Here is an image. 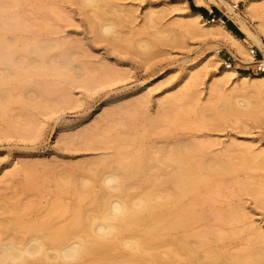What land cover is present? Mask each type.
Returning a JSON list of instances; mask_svg holds the SVG:
<instances>
[{
    "label": "rangeland",
    "instance_id": "1",
    "mask_svg": "<svg viewBox=\"0 0 264 264\" xmlns=\"http://www.w3.org/2000/svg\"><path fill=\"white\" fill-rule=\"evenodd\" d=\"M226 1L233 8L238 6L235 10L252 31L256 32L260 24L263 26L264 0ZM250 1L263 10H258L262 21L258 20L260 16L252 19L246 12ZM108 3H111L112 13L101 16L98 9L83 7L76 0H0V32L10 46L8 56L23 62V67L25 63L33 64L31 72L20 79V83L13 85L8 80L12 77L11 81H15L16 75L6 62L0 60V78L4 76L8 79L5 78L0 84V101L5 93L13 96L10 105L0 110V215L6 204H17L20 206L19 215L24 221L37 223L46 218L55 200L54 193L67 184L65 178H61L65 175L63 170L74 165L83 167L86 163L98 165L101 161L115 160L118 153L117 145L112 142L115 138L128 141L127 146L126 143L121 146L122 150L127 151H133L141 144L143 149L162 148L168 144L172 146L178 140L209 143V146L191 155L192 162L230 157L233 166L237 165V171L235 168L233 174L225 178H213L201 183L196 193L181 199L180 208L193 211L196 218L179 235L189 237L190 246L196 255L216 251L225 257L241 251H264V240L259 236L264 233V170L250 168L246 164L242 166L237 159L244 156V145L254 148V153L264 150V125L261 123L264 121V102L258 105L254 115L249 114L250 109L239 105L238 110L229 108L226 115L212 116V123L207 121L208 115L216 113L218 109L215 108L233 95L240 93V97L237 95L233 99L240 101L246 97L249 100L256 98L258 102L264 97L259 95L258 99L257 83L239 87V90L235 88L236 91L220 85V90L224 88L221 92L223 95H210L214 79H225L219 74L227 68V64H231L240 74L263 73L257 71L253 57L252 62L238 61L233 51L218 42L220 40L214 35H203L200 30L190 34L184 27L181 28V24L189 21L194 24V20L189 18L192 13H197L192 6L205 8L210 15L216 8L221 16L217 20L226 19L225 25L228 27L227 23H230L248 49L258 53V61L264 60L263 53L248 38L238 17L221 2L210 8L196 5L194 0H187L186 3L184 0H109ZM150 10L162 11L164 15L160 24L149 25V28L144 19ZM213 18L205 19L212 21ZM8 20H12L13 26L20 23L21 28L3 29ZM108 22L118 24L117 32L111 36L101 35V26ZM172 36L174 41H171ZM36 42L52 46L47 57L49 65L58 69L56 72L42 74L34 67L37 65L33 63L34 60L23 56L24 46ZM139 44H150L153 46L150 49L152 51L147 52ZM66 54L72 56L74 68L71 70L65 67L59 69V61ZM81 63L85 64V69H82ZM104 64L107 73L98 70ZM194 67L198 68V72L201 71L196 90L199 91V97L197 94L196 100L185 102L180 116L176 117L173 109L167 108L163 116L158 118V101L166 94L175 95L182 91L187 73ZM44 89L47 93L42 95ZM261 89L264 91V87ZM147 94L149 103L141 107L137 114L127 118L129 110L134 109V98ZM255 102L254 107L257 106ZM104 105H108L110 111L100 118V128L93 126L92 129L94 122L91 121ZM3 107L0 105L1 109ZM118 110L119 115H116ZM108 114L115 116L114 119L108 118ZM152 124L154 128L150 127ZM105 139L107 143H103ZM234 142L243 145V148L228 149ZM39 162L47 163L51 169L45 171L43 166L42 169L39 167V172H35L31 181L26 180L23 172L18 174L17 169L20 170V167H30L33 163L38 165ZM112 165L102 170L111 171ZM88 166L84 167L87 169ZM90 174L88 171H77L70 181H88L87 176ZM143 183H136L131 190L135 194L130 192L134 200L151 190L148 188L150 183ZM197 193H200L199 198ZM91 200L90 196L83 200V210L92 212L94 206ZM61 201L67 207H72L74 196L64 191ZM29 202L33 203V208L21 210ZM99 214L97 212L96 216ZM218 214H228L231 220H220ZM66 221V215H56L50 219L51 226H60ZM9 233L26 236L24 231L18 233L11 230ZM212 235L224 239L204 245L200 243L199 236L209 238ZM168 247L160 250L166 251ZM118 254L115 252L113 259L136 258V264H152L148 255L142 256L140 252L128 248ZM184 259L183 255L181 263ZM82 264L89 262L84 261Z\"/></svg>",
    "mask_w": 264,
    "mask_h": 264
},
{
    "label": "bare ground",
    "instance_id": "2",
    "mask_svg": "<svg viewBox=\"0 0 264 264\" xmlns=\"http://www.w3.org/2000/svg\"><path fill=\"white\" fill-rule=\"evenodd\" d=\"M76 1H78L83 7L98 9L101 16L112 13V6H110L111 3H108L109 0ZM186 2L187 0H184V3ZM219 2L225 4L228 10L238 17L239 22L244 26L248 38L264 56V24L263 26L260 24L258 26L260 28L254 32L247 26L245 20L239 16V13L235 10L236 8L230 6L226 0H194L196 5L204 6L206 8H210L212 5ZM257 6L259 5H256L254 1H250L246 12L252 16V19L260 16V19L258 20L262 21V15L258 12V10L260 11L262 9ZM163 15L162 11L150 10L144 19L146 20V26H157L160 24ZM189 18L194 20V24L190 23V21L189 23L185 22L184 24H181V28L184 27L186 29L185 31L193 34L197 30H200L203 35H214L220 40L218 42L233 51L235 58L238 61L252 62L253 56L251 50L248 49V46L235 32L225 25L224 20L214 19L208 21L200 13H192ZM11 21L12 20L6 21L2 28L5 30L21 28L20 23L13 26ZM117 25L116 22H108L104 24L100 28V34L104 36L115 34L117 32ZM198 26L202 27L200 28ZM171 41H174L173 36ZM11 43H13V41ZM138 46L147 52H151L152 50L150 51V49L153 47L150 44H139ZM9 47L10 46L4 41L0 32V60L6 62V64L9 65L7 66L11 68V72L13 71L12 73L16 75L15 81H11L13 80L12 77L8 80L3 76L4 78H0V84L7 79L10 84L17 85V82L20 83L22 78L31 72L30 70L33 68V64H26L24 62L25 66L23 67V62H19L17 58L8 56L7 50ZM51 48L52 46L49 45V43H28L24 46L22 54L24 57L34 60L33 63H37L34 67L38 69L40 73H54L58 69H53L52 66L49 65V57H47L49 51L52 50ZM69 54H66L61 58L59 62L62 67L59 63V69L63 67L67 70L69 68L70 70L72 69L73 61L71 59L72 56ZM260 64L264 67V60L260 61ZM81 66L82 69H85V64L81 63ZM98 70L108 72L105 64ZM65 75L68 76V74ZM219 75L225 79L223 81L216 80L218 78L214 79L215 83H212V88L209 90L211 93L210 95L214 97H218L221 94L223 95L221 92L224 88L221 87L223 89L220 90V85L228 86L230 89L235 90L236 88V90H239L241 87L243 88V86L249 87L248 84L251 83L252 86L255 85H253V83H257L259 86L257 87L258 91H256L258 99H260L259 95L264 96V91L261 89V87H264V73L261 75L240 74L231 64H227V68ZM13 77L15 78V76ZM200 77L201 71L198 72V68L194 67L190 69L187 73L183 90L175 95H173V93H169V95L166 94V97L162 98L161 101H158V118L163 116L164 111L167 108L173 109L176 117L180 116L185 102L189 99L196 100L197 94L199 97V91L196 90L199 84L198 82L201 80ZM45 92L46 90L42 95L45 94ZM170 94H172V96ZM217 94L219 95L217 96ZM239 94L231 96V98L228 99L229 101L222 96L226 101L224 102L223 99L220 106L215 108L218 109L216 110L217 114H213L211 111L212 114L208 115L207 121L212 123L213 119H210L212 116L226 115L229 108L232 110H238L239 105L250 109L249 114L254 115L258 105L264 102V97H261L260 101L263 100L261 102H257L256 98H254L255 100L251 99L252 101L254 100L253 103L255 101V103H257V106L254 107L252 101L246 99L244 95L245 98L241 101L233 100L234 96L237 97ZM3 97L4 98L1 100L2 102L0 101L1 107L10 105L9 103L12 102L13 96L5 93ZM238 97H240V95ZM149 98V94H147L134 98V101L132 99L134 109L131 111L129 110L128 115L130 114V117L126 115L127 118H131V114L135 115L139 112L141 107H145L149 103ZM233 101H238V103ZM0 110L5 109L3 107L2 109L0 108ZM120 110L122 111L123 109L120 108ZM120 110H118V114L116 113V115H119ZM109 111L110 109L108 105L101 107L97 112L98 114H96L93 121H91V123L94 122V125L92 124L91 126L92 129H94L95 126H98L100 118ZM146 114L147 113L144 115L146 116ZM120 115H122L121 112ZM109 117L110 119H114L115 116L110 115L108 118ZM121 118H123V116ZM261 123L264 125V121H261ZM98 127L100 128V126ZM150 127L154 128L155 126L152 124ZM142 138H144V136ZM124 139L115 138L112 140V142L117 145L118 150L117 158L115 160L101 161L98 165L88 164L89 166L86 163L83 167L74 165L71 168L64 169L63 172L65 175L60 177L62 179L65 178L64 180H66L65 182L67 184L62 187V190L54 193L55 200L52 207L47 211L46 218L44 217L45 219L43 218L40 222L33 223L24 221L19 215L20 206L17 204H6L3 206V213L1 215H4V218H1L0 220V264H42L46 262H57V264H82L84 261L89 262V264H136V258L126 259L122 257L123 259L120 260L113 259L114 257L112 256H115V252H119L120 254L125 248L140 252L142 256L148 255L152 264L264 263V251L258 250L241 251L225 257L216 251H208L205 255H196L190 246L191 242L189 237L182 234L179 235L180 231L186 229L193 219L196 218L193 211L180 208L181 199L196 193L198 186L201 183H207L213 178H225V176L227 177L228 175L233 174L237 165L235 167L233 166L232 161L229 159L230 157H225L227 158L226 160H224V157V159L219 157L193 163L191 155L202 148L209 146V143L206 145V143H188L186 141L178 140L173 143L172 146L171 144H168L162 148L150 147L152 148L150 149L148 147L149 149H143L144 146L141 148L143 145L141 144V146L138 145L140 146L139 148H136L133 151H127L125 149L122 150L121 148L125 143L126 146L128 145V141H125ZM142 140L141 143L143 142ZM107 142L108 140L106 139L103 141V143ZM237 147L243 148V145H238V143L234 142L230 144L228 149H236ZM243 149L244 156L237 158L240 161V164L242 166H245L243 164H246L249 165L250 168L264 170V150L254 153V148L249 145H244ZM111 163L113 164L111 171L102 170ZM39 164L35 165L33 163V166L30 165V167H28V165L27 167H20V170L17 169L19 172L18 174L23 172L22 174H26V176H24L25 178L27 177L26 180L31 181L34 179L35 174L39 172H37L39 167L41 168L43 166L45 171L46 169L47 171L48 169H51L47 163ZM84 166H88V168L86 169ZM58 167L59 166H57V168ZM53 168L55 169V166ZM77 171L83 173L88 171L91 173L87 176L88 181L78 182L79 179L75 183L70 181L73 174ZM15 173L17 174V171H15ZM160 177H163V179ZM140 181L145 184L150 183V187H147L151 188V190H144V195H141L137 200H134L133 198L135 194L132 193L131 190H133L134 185L136 183L138 184ZM64 191H67L74 196V205L72 207H67L62 203L61 197ZM130 192L134 194L133 197L130 195ZM197 194V198H199L200 193ZM88 196L91 197L92 205L94 206L92 212L89 211L90 213L82 209V202ZM32 208L33 203L29 202L23 205L21 210L25 211ZM93 211H96V214L97 212L98 214L100 213L99 216H96ZM8 214H10V217ZM90 214H94V216H91ZM222 214H218L220 220L225 222L231 220L230 215ZM56 215H66L67 221L60 226H51L50 219L52 216ZM240 216L241 215H238V217ZM11 230H15L18 233L24 231L26 236L23 237L10 234L9 231ZM259 236L261 240H264V233H261ZM199 238L201 240L200 243L203 245L208 242L215 243L220 239H224L217 235H212L209 238L199 236ZM169 245H175V247H168ZM164 247L168 248H166V251L163 250L162 252L160 249ZM152 250L155 251L148 252ZM183 255L185 259L181 263V257Z\"/></svg>",
    "mask_w": 264,
    "mask_h": 264
},
{
    "label": "trees",
    "instance_id": "3",
    "mask_svg": "<svg viewBox=\"0 0 264 264\" xmlns=\"http://www.w3.org/2000/svg\"><path fill=\"white\" fill-rule=\"evenodd\" d=\"M192 8H193V10H194V12H197V13H200V14H202L205 18H213V16L215 17V18H213V19H220V13H219V11L216 9V8H214L213 9V14L212 15H210V13H209V11L207 10V9H205V8H198V7H195V6H192ZM225 22H227V20L226 19H223ZM228 24V27L233 31V32H235L237 35H239V33L232 27V25L230 24V23H227Z\"/></svg>",
    "mask_w": 264,
    "mask_h": 264
},
{
    "label": "built area",
    "instance_id": "4",
    "mask_svg": "<svg viewBox=\"0 0 264 264\" xmlns=\"http://www.w3.org/2000/svg\"><path fill=\"white\" fill-rule=\"evenodd\" d=\"M235 8L237 10L238 9V6H236ZM251 53H252L253 58L255 59V63L257 65V71L259 73H264V67H262V65L260 64V61L257 60L258 53L255 50H253V49L251 50Z\"/></svg>",
    "mask_w": 264,
    "mask_h": 264
}]
</instances>
